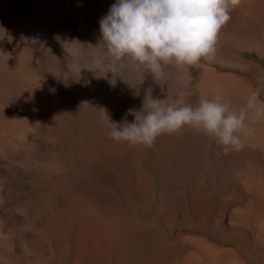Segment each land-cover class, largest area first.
Segmentation results:
<instances>
[{
  "label": "bare ground",
  "instance_id": "bare-ground-1",
  "mask_svg": "<svg viewBox=\"0 0 264 264\" xmlns=\"http://www.w3.org/2000/svg\"><path fill=\"white\" fill-rule=\"evenodd\" d=\"M115 2L0 0V264H264V122L227 155L189 128L151 148L109 138L145 89L167 91L74 63ZM170 76L193 106L264 100V0L231 12L215 63Z\"/></svg>",
  "mask_w": 264,
  "mask_h": 264
},
{
  "label": "clouds",
  "instance_id": "clouds-1",
  "mask_svg": "<svg viewBox=\"0 0 264 264\" xmlns=\"http://www.w3.org/2000/svg\"><path fill=\"white\" fill-rule=\"evenodd\" d=\"M244 0H116L99 21L100 39L95 46L82 45L73 53L81 70L95 74L115 87L120 81L134 89L150 75L160 86L164 99L153 98L152 88L145 89L140 111L129 109L135 117L120 124L111 123L108 133L116 143L151 148L165 135H178L185 128L204 134L221 146L223 154L239 152L244 138L253 137L251 123L264 122L261 92H250L238 111L219 91L212 99L201 97L193 106V93L180 88L169 94L172 70L190 72L210 67L218 56L221 30L231 20V12ZM89 49L93 51H89ZM79 72V74H80ZM110 74V75H109Z\"/></svg>",
  "mask_w": 264,
  "mask_h": 264
}]
</instances>
